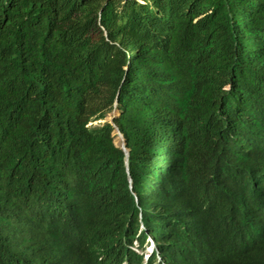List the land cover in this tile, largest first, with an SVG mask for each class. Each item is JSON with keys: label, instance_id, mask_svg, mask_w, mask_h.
Returning <instances> with one entry per match:
<instances>
[{"label": "trees", "instance_id": "obj_1", "mask_svg": "<svg viewBox=\"0 0 264 264\" xmlns=\"http://www.w3.org/2000/svg\"><path fill=\"white\" fill-rule=\"evenodd\" d=\"M0 264H264V0H0Z\"/></svg>", "mask_w": 264, "mask_h": 264}, {"label": "rangeland", "instance_id": "obj_2", "mask_svg": "<svg viewBox=\"0 0 264 264\" xmlns=\"http://www.w3.org/2000/svg\"><path fill=\"white\" fill-rule=\"evenodd\" d=\"M115 115H114V112L113 113H111L110 115H108L104 120H106L105 122H109L108 120H110L109 118L111 117L112 119H113V117H114ZM96 122H93V124H95ZM100 123H101V121H100ZM117 133H116V131L114 130L113 131V136H114V144L115 145H117V146H120V145H118V141L116 142L115 140H120V137H118V135H116ZM149 240V239H148ZM150 248H151V246H150ZM150 248H147L146 249V252H150Z\"/></svg>", "mask_w": 264, "mask_h": 264}, {"label": "water", "instance_id": "obj_3", "mask_svg": "<svg viewBox=\"0 0 264 264\" xmlns=\"http://www.w3.org/2000/svg\"><path fill=\"white\" fill-rule=\"evenodd\" d=\"M109 119H110V120H108V121H109V123H111V122H112V118L110 117ZM105 121H106V120H101V123H104ZM115 131H116V133L118 134V136L122 138V135L118 132V130L115 129ZM115 146H117V145H115ZM117 147H121L123 150H125V149H124V141H123V138H122V144H121L120 146H117Z\"/></svg>", "mask_w": 264, "mask_h": 264}, {"label": "bare ground", "instance_id": "obj_4", "mask_svg": "<svg viewBox=\"0 0 264 264\" xmlns=\"http://www.w3.org/2000/svg\"><path fill=\"white\" fill-rule=\"evenodd\" d=\"M118 135V134H117ZM119 137V136H118ZM115 141H118L119 144L122 143V138L120 137V140H115Z\"/></svg>", "mask_w": 264, "mask_h": 264}, {"label": "clouds", "instance_id": "obj_5", "mask_svg": "<svg viewBox=\"0 0 264 264\" xmlns=\"http://www.w3.org/2000/svg\"><path fill=\"white\" fill-rule=\"evenodd\" d=\"M150 252H151V250H150ZM150 252H148V253H150Z\"/></svg>", "mask_w": 264, "mask_h": 264}]
</instances>
